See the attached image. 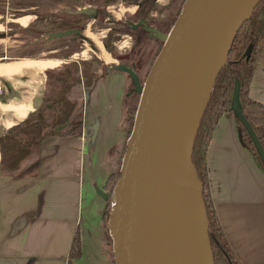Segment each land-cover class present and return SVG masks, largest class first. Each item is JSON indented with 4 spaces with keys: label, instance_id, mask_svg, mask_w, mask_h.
Segmentation results:
<instances>
[{
    "label": "crops",
    "instance_id": "1",
    "mask_svg": "<svg viewBox=\"0 0 264 264\" xmlns=\"http://www.w3.org/2000/svg\"><path fill=\"white\" fill-rule=\"evenodd\" d=\"M21 12L5 20L7 29H12L8 24L13 23L18 25L16 29L28 31V23L39 15ZM69 32H79L82 41L93 47L94 56L113 68L114 59L99 56L87 31L54 33ZM46 34L51 33L41 36ZM84 43H80L81 48ZM75 53L71 54L72 60L87 59ZM24 57L37 58L0 57V136L39 106L45 70L67 61L50 55L19 62ZM42 71L44 75L39 77ZM118 71L104 78L98 70L97 78L86 88L79 136L45 137L37 160L15 173L1 171L0 151V264H115L102 225L106 200L100 191L113 171L110 160H115L119 152L112 150L125 138L123 102L129 79L124 71ZM26 75L41 78L42 82ZM249 95L264 104L263 64L256 66ZM207 165L215 209L227 242L243 264H264V173L241 144L233 117L224 115L219 120ZM76 230L80 254L70 258Z\"/></svg>",
    "mask_w": 264,
    "mask_h": 264
},
{
    "label": "water",
    "instance_id": "2",
    "mask_svg": "<svg viewBox=\"0 0 264 264\" xmlns=\"http://www.w3.org/2000/svg\"><path fill=\"white\" fill-rule=\"evenodd\" d=\"M259 1L186 0L144 86L130 71L141 97L121 179L112 196L115 264H169L160 213L161 195L167 190L190 192L199 199L200 216L195 223L199 254L202 264H214L201 196L203 184L191 164L192 147L235 36ZM239 93L236 81L232 109L264 162V151L243 115ZM100 195L108 199L106 192Z\"/></svg>",
    "mask_w": 264,
    "mask_h": 264
},
{
    "label": "trees",
    "instance_id": "3",
    "mask_svg": "<svg viewBox=\"0 0 264 264\" xmlns=\"http://www.w3.org/2000/svg\"><path fill=\"white\" fill-rule=\"evenodd\" d=\"M80 2L84 6L92 8L109 7L119 3L126 7L137 6V18L144 21L150 17L152 12H158V7L155 4L156 0H80ZM182 8L177 13L174 25L181 14ZM169 12L170 10H167V13ZM8 26L14 29L18 28V25H13V23H9ZM84 27V19L76 16H60L49 13L36 15L26 28L37 30V32L42 34L69 29L83 30ZM119 34L111 32L101 40L103 46L106 47L112 56L117 55L114 43L120 39L121 35ZM135 43L137 44L133 52L136 60L141 62V66L136 67L134 59L128 68L135 73L139 82L144 85L164 47L165 41L157 42V51L154 58H150L147 47L143 46L138 38H136ZM152 48L154 49V47ZM72 53L74 51L65 49L52 55L67 59V61L45 70L44 95L41 103L28 113L20 123L10 127L5 135L0 136L2 172H20L26 164L35 162L40 143L45 137L79 136L81 134L85 90L97 78L98 70H100L104 78H107L111 71L100 69V64L102 63L96 56H92L90 59L74 61L71 59ZM259 64L264 65V0H260L253 7L250 18L242 24L235 36L227 62L222 67L215 81L192 147L191 164L196 177L203 184L201 196L206 210L214 264L243 263L227 242L215 209L210 186L207 153L219 120L224 115L231 116L235 119L241 144L248 150L256 165L264 173V162L258 149L248 130L232 109L234 87L236 81H239V99L243 115L253 128L264 151V104L252 99L249 95L250 83L256 66ZM126 71L125 74L131 82V86L128 87L127 84L123 102L122 127L125 131V138L122 144L112 150V153L119 151L115 159L116 164L120 162V159L122 162L127 151L128 139L132 133L138 109L137 107V109L133 110L134 108L131 107V100L135 99L138 94L135 77L132 74V76L129 75ZM120 179L121 171L111 172L103 186V191L110 194L102 210V225L112 249L113 236L110 228L114 217L112 196ZM79 254L80 237L76 230L70 244L69 256L70 258H77Z\"/></svg>",
    "mask_w": 264,
    "mask_h": 264
},
{
    "label": "rangeland",
    "instance_id": "4",
    "mask_svg": "<svg viewBox=\"0 0 264 264\" xmlns=\"http://www.w3.org/2000/svg\"><path fill=\"white\" fill-rule=\"evenodd\" d=\"M183 3L184 0H156L155 4L158 7V12H152L150 17L144 21L137 18V6L126 7L121 3L109 7L92 8L84 6L80 0H0V57H4V55L7 57L30 55L37 56V58L24 57V59H20H41L54 55L52 53L56 50L61 51L66 48L76 52L77 57L90 59L95 55V51H92V46L82 41L83 39L79 32H69L65 35L51 32V34L41 36L37 30L29 29L28 31H24L14 28L7 29L5 26V20L9 21L17 11H22L21 13L25 14L53 13L60 16H76L85 20L83 30L87 31L86 33L90 32L96 40L101 41L103 37H106L111 32L115 34L120 33V39L114 43L117 55L112 56L110 54L115 61L112 62L114 65L113 68H107L108 65H104L102 60L99 59L102 63L100 64V69L107 70L108 72L111 71L109 74H115L119 72V69L124 72L127 70L126 72L131 75L132 73L130 71L132 70L128 67L134 59L135 66H141V62L136 60L135 53L133 52L137 44L135 43L136 38L139 39L143 46L147 47L150 58H154L157 51V42L165 41L167 35L173 28L174 20L178 11L182 8ZM167 10H170V12L167 13ZM81 42L85 44L83 48L80 47ZM82 51L85 52L82 53ZM26 76L30 77L31 75ZM30 79L32 80V77ZM33 81L41 83L42 79L33 78ZM139 84L144 86L140 82ZM130 86L131 82L128 81V87ZM138 94L135 99L131 100L133 110L137 109L140 101V95ZM110 163L113 167L112 172L121 171V159L117 164L114 159L110 160Z\"/></svg>",
    "mask_w": 264,
    "mask_h": 264
},
{
    "label": "bare ground",
    "instance_id": "5",
    "mask_svg": "<svg viewBox=\"0 0 264 264\" xmlns=\"http://www.w3.org/2000/svg\"><path fill=\"white\" fill-rule=\"evenodd\" d=\"M104 60L111 56L103 48L101 41L94 39L91 33H86ZM45 59V58H41ZM41 59L29 58L19 62H33ZM45 69H43L44 71ZM43 71L39 77H43ZM37 78V77H32ZM178 155V154H176ZM177 157V156H176ZM175 170V161L171 173ZM162 207L161 225L163 243L166 247V257L169 264H202L196 239L195 223L200 216V201L192 193L179 194L167 190L161 195Z\"/></svg>",
    "mask_w": 264,
    "mask_h": 264
},
{
    "label": "built area",
    "instance_id": "6",
    "mask_svg": "<svg viewBox=\"0 0 264 264\" xmlns=\"http://www.w3.org/2000/svg\"><path fill=\"white\" fill-rule=\"evenodd\" d=\"M2 89H3V87H2V85L0 84V92L2 91Z\"/></svg>",
    "mask_w": 264,
    "mask_h": 264
}]
</instances>
